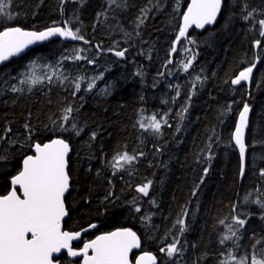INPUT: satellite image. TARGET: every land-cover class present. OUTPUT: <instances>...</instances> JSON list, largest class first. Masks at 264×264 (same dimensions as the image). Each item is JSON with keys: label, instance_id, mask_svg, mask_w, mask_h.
<instances>
[{"label": "trees", "instance_id": "1", "mask_svg": "<svg viewBox=\"0 0 264 264\" xmlns=\"http://www.w3.org/2000/svg\"><path fill=\"white\" fill-rule=\"evenodd\" d=\"M189 1L66 0L61 5V0H11L14 19H0V31L9 26L40 31L72 18V27L79 28L90 43L55 40L0 69V194L10 189L9 180L21 170L35 143L65 138L72 146L70 227L98 223L108 231L132 228L142 238V250L159 257L158 264H219L226 258L232 242L221 246L226 228L219 221L230 223L233 205L243 206L251 217L257 212L260 216L262 209L251 204L264 201L260 175L264 169V37L258 24L264 19V0H225L215 27L193 30L187 37L195 43L184 38L170 53ZM245 7L253 12L248 20L243 18ZM142 9L147 10V18L140 23ZM254 38L261 41L260 48L254 47ZM113 47L127 49L126 58L106 51ZM74 48L84 49L81 54L95 59V64L64 60ZM192 55V67L184 72L181 65ZM169 59L173 63L168 64ZM253 61L257 63L250 85H233L231 80ZM48 65L68 79L61 83L53 77L51 84L45 80L31 91L28 84L19 83L24 79L21 73L32 69L36 76L50 74ZM138 70L142 77L135 75ZM101 73L103 79L96 81V87L85 91L88 81ZM77 76L85 80L73 96L72 81ZM17 83L23 91H12ZM245 103L253 112L247 170L241 180L232 135ZM68 106L73 108L66 125L69 131H55ZM229 106L233 108L231 130L222 138ZM152 114L158 119L166 116L168 123L160 134L137 128L138 119ZM256 116L260 130L254 145L251 133ZM73 123L83 129L79 136L71 129ZM125 151L137 159L113 175V156ZM147 181L152 185L144 197L136 187ZM137 206L140 212L135 211ZM144 217L151 219L146 223ZM179 218L185 220L183 235L176 224ZM263 220L258 217L260 222L254 220L243 234L242 249L249 257L256 241L264 240ZM173 239L181 240L183 251L170 259L160 249Z\"/></svg>", "mask_w": 264, "mask_h": 264}, {"label": "snow or ice", "instance_id": "2", "mask_svg": "<svg viewBox=\"0 0 264 264\" xmlns=\"http://www.w3.org/2000/svg\"><path fill=\"white\" fill-rule=\"evenodd\" d=\"M65 2L66 0H61V5ZM110 3H116V0H110ZM224 5L225 0H190L186 11L182 13L183 23L172 48L169 50L170 53L177 51L175 45L182 38L187 39L188 43H195L194 40L187 37L189 28L195 26V28L204 29L206 25L214 24ZM10 9L11 0H0V19H14ZM141 11L144 15L138 19L140 23H143L144 19L147 18V10L142 9ZM174 11H178V8ZM244 11L247 12L246 7ZM61 13L63 14V8H61ZM252 16L253 12H247L243 18L248 20ZM258 24L259 35L264 37V19H260ZM51 37H60L71 41L78 40L85 44L90 43L80 34L79 28L74 29L72 27V18L63 21L62 25L54 23L53 26L43 31H25L21 27L9 26L0 31V63L7 61L10 57L17 56L29 45L48 40ZM254 47L260 48L261 41L255 40ZM97 50L101 51L102 49L98 47ZM184 50L192 51L188 48ZM84 51L82 48H74L73 55L63 59L72 62L87 60L88 64H95V59L81 54ZM106 51L119 59H125L128 50L113 47ZM194 60L195 55H192L186 62L182 63V70L188 72ZM167 63L171 64L173 61L169 59ZM256 63L257 61H253L248 67L241 70L231 80V83L233 85H240L242 82L250 83ZM48 68L52 69L51 73L39 77L32 72L21 73L24 79H21L20 83L28 84V90L31 91L32 86L44 83L45 80L51 84L53 77L61 83L68 79L67 76L53 69L51 65H48ZM135 75L142 77L143 72L138 70ZM101 79H103L102 73L93 77L88 81L85 91L91 92L96 87V81ZM84 80V76H77L73 79V96L81 91V81ZM196 80L199 81L200 77L197 76ZM193 88H195V84H193ZM12 91L21 92L23 89L13 85ZM101 91L106 93L107 89H101ZM176 95L179 96V91ZM190 99L191 97H189ZM63 111L64 115L61 117L63 123L58 124L54 129L55 131H69V127L66 125L73 108L68 106ZM183 111L187 112V108H184ZM249 112L250 107L245 103L239 113V122L236 124L232 135L235 146L239 150V176L241 178L245 175L248 148L245 143V130L248 128ZM137 123L145 131L150 129L153 133L160 134L162 126L167 125L168 121L166 116L158 119L156 114H152L147 118L142 117ZM25 128H28V125H25ZM71 129L77 136L83 131V129H78L74 123L71 125ZM96 135L93 132L90 139L94 141ZM33 151V155H26L23 158L21 170L12 177L11 190L6 195H0V264H56L54 255L59 254L62 250H66L70 257H81L83 264H133V261L130 260V253L133 249L141 247V241L137 233L130 228H122L99 235L95 239L85 242L81 249L73 248L72 242L79 240L81 233L63 229L64 218L68 215L66 193H69L71 187L68 159L69 153L72 151L70 143L65 138L58 137L51 139L48 143H35ZM139 155L143 156V153L140 152ZM136 159V155H131L126 151L116 153L111 165L114 169L113 175L116 171L122 170L124 165H130ZM205 174H207V169H205ZM260 175L264 176V169L260 170ZM151 185L152 181H147L143 185L137 186L136 191L142 196L148 197ZM245 202H248V195L245 196ZM152 203L154 204L155 201ZM252 203L264 210V201L255 200ZM135 211L140 212L141 208L137 206ZM233 213L230 223H226L225 220L219 221L226 228V231L221 235V246L223 247L226 242H232V247L227 249L226 258L222 259L219 264H264V246L257 248V245H264V241H256L250 257L247 254L239 257L235 254V249L239 247L242 230L248 223V219L242 218L244 214L237 213L236 205H233ZM186 215L187 212L185 211L184 216ZM261 218L264 219V216ZM143 219L147 223L151 217H144ZM176 224L179 225L178 230L181 234L187 230L183 218L177 219ZM89 227L95 228L96 225L92 224ZM179 244V239H173L171 244L161 248L160 251L172 259L183 251ZM221 256H225V253L221 252ZM134 264H157V258L145 253L136 258Z\"/></svg>", "mask_w": 264, "mask_h": 264}, {"label": "water", "instance_id": "3", "mask_svg": "<svg viewBox=\"0 0 264 264\" xmlns=\"http://www.w3.org/2000/svg\"><path fill=\"white\" fill-rule=\"evenodd\" d=\"M189 3H190V1H189ZM223 8H224V6L222 7V9H221V13L218 15V17H217V21L214 23V24H212V25H206L205 26V28L204 29H198V28H195V26H192L191 28H189V30H188V33H187V35L188 34H190L193 30H199V31H205L206 29H208V28H212V27H215L216 26V24L219 22V20H220V18H221V15H222V12H223ZM187 9V8H186ZM186 11V10H185ZM182 23H183V21H182ZM23 29V28H22ZM47 29V28H46ZM46 29H44V30H46ZM23 30H25V31H38V30H29V29H23ZM40 31H43V30H40ZM183 39V38H182ZM181 39V40H182ZM55 40H63V41H71V40H65V39H63V38H60V37H51V38H49L48 40H45V41H38V42H36V43H34V44H32V45H29L23 52H21L20 54H18L17 56H13V57H10L7 61H5V62H3V63H0V69L1 68H3V67H5V66H7L9 63H11L13 60H16V59H20V58H22V57H24V56H26L27 54H29L32 50H34V49H36V48H38V47H41V46H44V45H47V44H49V43H51V42H53V41H55ZM180 40V41H181ZM245 82H242L241 84H244ZM240 84V85H241ZM248 85L250 84V83H247ZM243 109V108H242ZM242 109H241V111H242ZM252 112H253V110L250 108V112H249V114H248V128L245 130V143H246V145H248L247 144V136H248V132H249V129H250V126H251V120H252ZM239 122V115H238V119H237V123ZM236 123V124H237ZM234 131H235V129H234ZM234 133V132H233ZM55 138H58V137H55ZM55 138H53V139H55ZM59 138H61V137H59ZM48 142H50V141H48ZM48 142H46V143H48ZM233 144H234V146H235V143H234V141H233ZM70 146H71V144H70ZM34 147V146H33ZM236 147V146H235ZM237 148V147H236ZM71 149H72V146H71ZM237 150H238V148H237ZM238 153H239V150H238ZM34 154V151H33V148H32V154H30V155H33ZM71 154H72V151L69 153V158L68 159H70V156H71ZM248 148H247V152H246V160H245V174H246V170H247V160H248ZM69 166H70V163H69ZM245 176V175H244ZM244 178V177H243ZM243 178H241L240 177V179L242 180ZM12 179V178H11ZM11 179H10V183H11ZM71 183H72V179H71ZM70 190H71V187H70ZM70 190H69V192H70ZM68 194L69 193H66V197L68 196ZM67 208V207H66ZM68 217V215L64 218V220L66 219ZM63 224H64V221H63ZM118 229H122V228H118ZM118 229H115V230H113V231H116V230H118ZM131 230H133V231H135L134 229H132V228H130ZM112 232V231H111ZM136 232V231H135ZM137 233V235H138V237L140 238V241H141V247L140 248H138V249H133L132 250V252L130 253V260H132V257H133V255L135 254V253H137V252H139L140 250H142V238H141V236L139 235V233L138 232H136ZM145 253H149V254H151V255H153V256H155L156 258H157V264L159 263V257L155 254V253H152V252H142V253H140L136 258H138L139 256H141V255H144ZM133 264H134V262H133Z\"/></svg>", "mask_w": 264, "mask_h": 264}, {"label": "flooded vegetation", "instance_id": "4", "mask_svg": "<svg viewBox=\"0 0 264 264\" xmlns=\"http://www.w3.org/2000/svg\"><path fill=\"white\" fill-rule=\"evenodd\" d=\"M9 182H10V180H9ZM10 190H11V186H10V189L8 191H6L5 193L0 194V195H6ZM67 197H66V207H67V211H68V217L64 220L63 229L67 230V231H71V232H80L81 233L80 239L72 242L74 249H81L85 242L91 241L99 235H102V234H105V233L112 231V230L108 231V230L100 229L98 223H92V224L96 225L95 228L89 227L92 224H88V225H85V226L77 228V229L70 227L68 222H67L69 219V215H70L68 205H67ZM85 229H87V230H85ZM142 245H143V241H142ZM142 252H143V250H140L139 252L135 253L134 255H136V256L134 257V255H133L132 261L134 262L136 257ZM54 261H56V264H83L81 257H70L67 255L66 250H62L59 254H55L54 255Z\"/></svg>", "mask_w": 264, "mask_h": 264}, {"label": "rangeland", "instance_id": "5", "mask_svg": "<svg viewBox=\"0 0 264 264\" xmlns=\"http://www.w3.org/2000/svg\"><path fill=\"white\" fill-rule=\"evenodd\" d=\"M184 39V38H183ZM33 71V69L30 71V72H32ZM32 73H34V72H32ZM35 75H36V73H35ZM85 76V75H84ZM37 77H39V76H37ZM20 83V82H19ZM19 83H17L15 86L16 87H19L18 85H19ZM244 84H247V83H244ZM248 85V84H247ZM250 85V84H249ZM249 97V96H248ZM249 105V104H248ZM249 107L250 108H252V106L251 105H249ZM232 112H233V108L230 106L229 107V109L227 110V111H225L224 112V116H223V118H224V120L226 121V123H225V129L224 130H226V131H224V133H223V135L221 136L222 138H224V137H226L227 136V131L228 132H230V130H231V122L229 123V119H230V117H231V114H232ZM259 117V116H258ZM258 117L256 116V118L253 120V129H252V133H251V137L253 138V142H254V145H255V143L257 142L258 143V134H259V125H258ZM227 123H229V125L227 124ZM252 123V122H251ZM248 138V137H247ZM248 140V139H247ZM259 146V145H258ZM248 149H249V146H248ZM244 204H246V203H244ZM257 205V204H255V203H252L251 205ZM236 207H237V205H236ZM237 213H240V214H244L243 216H242V218H247L248 219V223L246 224V226H245V228L242 230V234H241V239L239 240V247L238 248H236L235 249V254L239 257V256H243V255H245L244 254V251H243V249H242V246L244 245V241H243V234L245 233H247V230L249 229V226H250V224H252L253 225V222H254V220H256L257 222H260V221H258V217H262V216H264V210H261V213H260V216H259V213L257 212L256 214H254L253 213V215H252V217L251 216H249V215H251V213H250V211L249 210H247V211H244V208H243V206L239 209V208H237ZM251 217V218H250ZM230 222H231V219H230ZM263 224H264V220H263ZM255 225V224H254ZM225 226V225H224ZM226 230H224V232H225ZM262 241H264V240H262ZM261 246H264V245H257V248H259V247H261Z\"/></svg>", "mask_w": 264, "mask_h": 264}, {"label": "bare ground", "instance_id": "6", "mask_svg": "<svg viewBox=\"0 0 264 264\" xmlns=\"http://www.w3.org/2000/svg\"><path fill=\"white\" fill-rule=\"evenodd\" d=\"M107 5H108V3H107ZM107 5H106V6H107ZM107 8H108V7H107ZM106 11H107V10H106ZM108 12H109V11H108ZM258 38H259V37H258ZM254 40H256V38H254ZM257 40H258V39H257ZM257 53H258V52H257ZM204 77H205V76H204ZM205 79H206V78H205ZM251 109H252V108H251ZM141 118H142V117H141ZM138 120H140V119H138ZM138 126H139V124H137V128H138ZM140 130H141V129H140ZM148 133H149V132H148ZM147 135H148V134H147ZM149 136H151V135H149ZM151 137H152V136H151ZM25 155H26V154H25ZM25 155H24V156H25ZM27 155H28V154H27ZM12 176H13V175H12ZM151 200L153 201V200H154V198H153V199L151 198ZM155 201H156V200H155ZM157 203H158V202H157ZM137 205H138V204H137ZM154 205H155V203H154ZM154 205H152V206H154ZM139 206H140V205H139ZM134 208H135V207H134ZM152 208H153V207H152ZM147 213H148V215H150L149 213H151V215L153 214V212H147ZM105 214H106V213H104V214H101V215H103V216H104ZM104 217H106V216H104ZM119 228H121V227H119ZM123 228H124V227H123ZM126 228H127V227H126ZM182 235H183V234H182ZM182 235H181V237H183V238H184V237L187 235V233H186V234H184L185 236H182ZM176 238H177V237H176ZM180 241H181V240H180ZM192 241H193V240H192ZM194 244H195V242H194ZM195 246H196V245H195ZM212 246H213V245H212Z\"/></svg>", "mask_w": 264, "mask_h": 264}]
</instances>
